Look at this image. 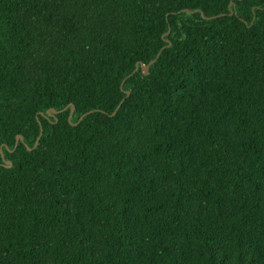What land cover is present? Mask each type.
Wrapping results in <instances>:
<instances>
[{
	"label": "trees",
	"instance_id": "16d2710c",
	"mask_svg": "<svg viewBox=\"0 0 264 264\" xmlns=\"http://www.w3.org/2000/svg\"><path fill=\"white\" fill-rule=\"evenodd\" d=\"M0 264H264V0H0Z\"/></svg>",
	"mask_w": 264,
	"mask_h": 264
},
{
	"label": "water",
	"instance_id": "95a60500",
	"mask_svg": "<svg viewBox=\"0 0 264 264\" xmlns=\"http://www.w3.org/2000/svg\"><path fill=\"white\" fill-rule=\"evenodd\" d=\"M231 7H232V5L229 6V10H230V14H229V15H230V16H233V15H234V11L231 10ZM185 12L188 13V14H191V13H192L190 10H185ZM169 46H171V44H169ZM159 57H160V55L158 56V58H159ZM156 61H157V60L152 61V62H151L149 65H147V66H145V65H143V64L141 65V69H142V71H143V73H144L145 75H147V74L149 73L150 67H151L152 65H154V64L156 63ZM138 70H139V69L137 68V69L135 70L134 74L137 73ZM134 74H133V75H134ZM122 104H123V102L118 106V108H117L116 111L112 114V116L116 115V113H117V112L119 111V109L121 108ZM65 110H67V108H66ZM74 111H75V109H74V107H72V108H71V114H70V117H69V122H70L71 125H73V126H77L78 124H80V123L82 122V120L85 118V116H83V117L79 120V122H78L77 124H73V123H72V118H73V115H74ZM47 114H48V115H55V114H57V112H56L55 110H50ZM41 137H42V132H41V136L38 138V140H37V142H36V144H35V148L38 146ZM19 139L22 140L21 137L18 138V141H19ZM7 164H8L7 167H11V163H7Z\"/></svg>",
	"mask_w": 264,
	"mask_h": 264
}]
</instances>
